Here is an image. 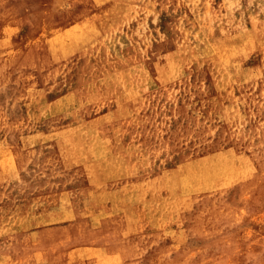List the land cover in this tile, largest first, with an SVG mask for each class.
<instances>
[{"label":"rangeland","instance_id":"374dc122","mask_svg":"<svg viewBox=\"0 0 264 264\" xmlns=\"http://www.w3.org/2000/svg\"><path fill=\"white\" fill-rule=\"evenodd\" d=\"M131 1L0 0V264H264V0ZM97 11L117 80L74 93Z\"/></svg>","mask_w":264,"mask_h":264},{"label":"bare ground","instance_id":"6f19581e","mask_svg":"<svg viewBox=\"0 0 264 264\" xmlns=\"http://www.w3.org/2000/svg\"><path fill=\"white\" fill-rule=\"evenodd\" d=\"M204 1L206 2L208 0H204ZM141 2L143 3L142 5H141ZM129 8L133 9L132 10V14H136V13H138L140 11H144V12L153 11V8H152V6L150 4V0H132L131 1V5L130 4H119V5H116L113 8V11H116V10H127ZM79 10L82 13L89 12L88 9H79ZM197 10H198L199 14H204L205 15V12L209 11V2H207V3L200 2V4L197 6ZM100 13H101L100 11H97L95 16H94V17H96V19L88 20V24L85 25V27H84V30L87 31L86 34H80L77 37V40H73L71 38V43H74V44H76L75 43L76 41H80V40L84 39V43H83V47L82 48H78L77 49V46H75L73 44L71 46L70 50H69V56L70 55L71 56L69 57L68 61L70 62V66H72V69L71 70L69 69L70 72H69V75H68V80H69L70 86L73 87V89L75 91V92L73 91L74 93H76V92H82V94L86 93V91L88 89H91V87H89L92 84L91 82L95 81V80H99L98 77L100 75L104 79V80L101 79V81L108 80V81L113 82V80H114V78L111 76V74L109 76H105L104 75L105 68H104L102 59L99 60L97 58V56H96L97 52H95V50L93 49V48H95L96 43L98 41V32L103 28V27L98 28V31H97V28L94 26V24L97 21V17L100 15ZM139 20L140 19H138L136 21L139 22ZM123 24H125V23H123ZM164 29H165V26H164ZM164 29H163V31H164ZM136 39H137L136 36L133 35V40H134L135 44L137 42ZM79 49H80V51H79ZM108 49H110V48H108ZM197 51H199V48H197ZM74 53H76V54H74ZM152 53L153 52L150 51L148 53V55H147V56H149V61H144L141 64L142 68L146 71V73L150 75V77L147 76L148 77L147 80H150V79L153 80L155 65H156V67H162L161 68L162 69V73H164V75L166 74L165 66L163 64L164 60H161V59L156 60V59H154ZM208 53H209V56L206 57L205 61L208 64L209 68L212 70L214 58H213V54H212L211 51H209ZM72 54H74V55H72ZM217 57H221L223 59V62L221 61V64H220L219 68L227 67L229 65L228 64L229 63V59L226 58V55H222V56L218 55ZM191 59H192V52L190 54H188L186 59H185L184 55H182L181 61L178 62L175 67L177 69H179L178 66H186V65L190 66ZM133 60L135 61L136 58H134ZM72 61H73V63H72ZM94 61H99V64L97 62H94ZM120 63H122V62L120 61ZM117 64H118V59H116V61H114L113 65L116 66ZM98 65H99V67H98V70H97V73H96V72H94V69ZM182 70H183V67H182ZM221 71L224 72L225 69H221ZM132 72L133 71H131L129 73L130 74L129 79H131V80L134 79V81L131 82V85L139 84L140 81L137 79L139 74H137L135 72H133V74H132ZM183 72H184V70H183ZM212 73L214 75V71L213 70H212ZM129 74H126V75H129ZM167 78L169 79V73L168 72H167ZM219 78H222V77H219ZM116 80L117 79H115L114 82ZM154 80H162V74L157 75L154 78ZM96 86L97 85L94 84V86L92 88H95ZM137 87L138 86H135L134 89L136 90ZM213 87L215 88V85ZM208 93H206V92L203 93V97H202L203 100L205 102H208L210 105H212L214 109L215 108L220 109V108H218V107L213 105V101H214L213 97L216 95V91L211 89V92H208ZM82 94H81V96H82ZM85 96H87V95H85ZM220 110L224 111L225 109H220ZM216 173H214L213 175L210 176V178L212 180L216 179ZM204 178H205L204 172L201 169H197V168L191 169L189 171V173L184 176V182H183V185H182L181 194L182 195L185 194L186 187L189 184L195 185V183L199 182V180L204 179ZM178 204H179V201H178ZM182 204H184V203L183 202L180 203L178 205V207L181 206ZM150 221H151V226H154V224L157 222V220H154V219H150Z\"/></svg>","mask_w":264,"mask_h":264}]
</instances>
